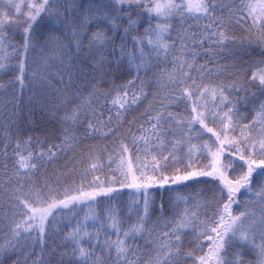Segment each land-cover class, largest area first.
I'll return each instance as SVG.
<instances>
[{"label":"snow or ice","instance_id":"obj_1","mask_svg":"<svg viewBox=\"0 0 264 264\" xmlns=\"http://www.w3.org/2000/svg\"><path fill=\"white\" fill-rule=\"evenodd\" d=\"M7 2L9 5L13 4V0ZM239 4L241 7L236 9L226 6L224 0H88L87 4L82 0H33L27 4L28 11L23 14V20L9 19L7 13L0 14V53L4 52L9 39L5 34L7 26L14 25L22 29L20 46L8 44L13 54H19V75L16 79L21 87L24 86L29 50L35 48L34 29L38 23H43L49 29L44 36V45L51 46L52 55L45 59L46 68L51 66L49 62L53 60H59L63 65L71 49L74 48L76 54L80 53L87 40L88 51L99 54L101 66L105 60L104 53L109 49V54H115L118 50L121 58L126 56L128 63L136 69V79H139L141 69L150 66L153 58L157 61L161 58L166 60L171 55L173 70L162 72L158 82L166 80L161 85L163 88H167L168 84L181 85L179 93L161 98L158 110L144 113L147 120L139 125L141 135L137 136L129 130L132 145L137 149V163L133 165L129 146L121 141L116 153L120 160L111 176L105 175L102 178L96 175L98 170H102V166L98 160L92 159L86 172L93 175L87 182L82 179L79 185L65 187L62 191H53L46 182L45 187L49 189L46 193L34 186L24 192L23 181L30 178V174L37 169V161L53 159L56 155L53 148L61 151L73 148L78 137L73 134L71 127L64 128L61 144L52 145L47 151H40L38 154H33L31 150L27 155L22 154L17 143L13 164L16 187L12 188V177L7 181L12 188L10 198L16 201L11 205V238L0 243V257L16 253L26 244L32 247L44 245L50 226L56 223L57 212L85 204L88 212L65 236V240L71 244L69 255L74 258L73 264H109V261L111 264H188L189 261L191 264H264V214L257 221L253 218L254 213L247 210L233 213V205H238L237 194L241 190H244V194L254 195L257 200L264 201V103L260 104L249 124L241 125L239 109L225 95V86H217L211 89L210 94L214 102L219 99L218 104L214 103V107L219 110L211 112V117L219 120L221 127L219 131L210 127L207 123L209 116L206 106L196 102L209 93V89L207 86L197 85L191 75L193 70L203 72L205 66L197 68L195 60L187 59L184 54L189 47L188 41L192 42L193 47H202L205 41L223 46L229 40L225 18L217 15L218 9L222 10L224 7H227L229 19L234 18L236 23L250 20L253 26L258 25L257 30L264 35V0H239ZM14 7L16 13L20 14L21 5L15 4ZM142 16L148 17V26L141 34L137 25ZM177 18L181 22L193 20L197 26L201 19L209 22L204 25L199 36L196 32L182 30L173 39L171 21ZM153 20L157 22L153 24ZM101 24L108 25L113 36H108L105 29L100 27ZM121 28L123 35L117 46L114 36ZM129 37L132 41L131 50L126 44ZM65 39H69L70 43L65 44ZM256 39L264 43L261 36ZM177 50L180 52L179 56L175 54ZM196 54L195 51L190 53L193 57ZM5 59V56L0 55V70L5 68ZM260 65L252 71L250 79L258 82L264 90V60L260 61ZM187 81H191V84L187 85ZM133 83L134 81H129L130 85ZM143 84L141 81L140 88L131 94L126 89L113 97L112 105L118 106L117 123L123 115L120 110L127 111L131 105L145 97ZM231 87L235 88V85ZM193 89L199 95H195ZM105 95L98 89L95 90L88 98L82 99L70 114L66 113L64 120L70 121L74 126L80 120L81 112L87 109L92 113L93 119L86 120V136L115 135L112 117L109 116L107 121L101 120L91 102L93 96L100 98ZM185 98L192 102L186 117L167 110L172 103L181 102ZM195 125H199V129L194 128ZM257 125L259 130L253 135ZM237 128L240 129L238 135L235 134ZM194 131L198 138L206 132L215 139L209 138L200 145L192 144L191 133ZM176 132L181 133L179 138H176ZM169 136L173 138L168 140ZM30 141L31 138L28 143ZM141 144L145 153L143 160L139 155ZM184 145H187L186 156L181 155ZM5 153L6 148L0 150V155ZM195 153L210 158L209 162L201 165L200 158ZM112 159L109 156V167ZM3 167L6 168L7 165ZM198 176L212 177L214 181H218L212 199L204 204L197 202L194 208L186 206L175 218L166 221V230L158 233L152 240L145 239L144 247L151 249L154 255L149 252L141 253V246L137 244L136 238L142 237L145 232L151 235L155 231L146 227L150 205L154 202L149 190L154 187L163 189L169 184L179 185ZM115 185L133 189L134 195L142 198L140 201H133L138 209L137 221L124 228L119 212L109 208L103 218L106 223L97 227L101 217L92 205L97 202L98 197L111 199L118 191ZM0 188H3L2 183ZM141 203L142 210L139 209ZM202 207L206 209L204 212L200 211ZM209 208L210 213L207 211ZM16 217L19 219H15ZM105 229H110L111 232ZM102 230H105L103 240ZM189 235L192 236L188 241L191 248L185 250L184 241ZM111 236L116 238L112 239ZM245 251H251L255 260H246ZM144 256L148 258L143 259ZM0 264H3L2 260ZM13 264H19V260L13 261ZM33 264H42V261H33Z\"/></svg>","mask_w":264,"mask_h":264},{"label":"trees","instance_id":"obj_2","mask_svg":"<svg viewBox=\"0 0 264 264\" xmlns=\"http://www.w3.org/2000/svg\"><path fill=\"white\" fill-rule=\"evenodd\" d=\"M82 2L87 4L88 0H82ZM224 4L236 9L241 7L239 0H224ZM0 8L4 13V4ZM7 10L8 13L12 12L8 6ZM217 15H223L225 18L229 40L223 46L216 45L212 41H205L202 47L199 45L193 47L192 42L188 41L189 47L185 49L184 54L187 59L195 60L197 68L201 65L205 66L203 72L196 70L191 72L197 85L207 86L209 89V93H206L202 99L196 102L206 106L209 116L208 125L219 129L221 127L219 120H213L211 117L212 111L219 110L214 107V103L218 104L219 99L217 98L215 102L212 100L211 89L221 85L225 86V95H228L229 100L239 109L241 125L249 124L255 117L260 104L264 103V90L261 89L258 82H253L250 79L252 71L261 66L260 61L264 60V43L256 39L258 36L264 39V35L257 30L258 25L253 26L250 20L236 23L234 18L229 19L227 7L222 10L218 9ZM156 22V20L152 21L153 24ZM208 22L207 19H201L199 26H197L193 20L181 22L177 18L171 21V35L175 39L177 32L188 30L189 32H196L199 36L204 25ZM118 23L121 22L118 21ZM123 23L126 25V21ZM190 25L191 27H189ZM147 26L148 17L142 16L137 25L138 32L142 34ZM100 27L105 29L108 36H113L108 25L101 24ZM18 30L19 32H15L14 29H6V35L9 39L6 42L4 52L0 53L6 57L4 60L5 68L0 70V150L6 148V153L0 155V183L3 184V188H0V209H2L0 212V243L11 238L9 232V226L13 223L11 205L15 204L16 201L14 198H10V194L12 188L17 185V178L13 177L14 150L17 143L20 145L22 154L27 155L29 150L33 154H38L40 151H47L52 145H60L64 128L71 127L73 134L78 137V142L73 148L63 151L53 148L52 151L56 153L53 159L45 158L42 162L37 161V169L30 174V178L23 181L24 192L34 186L46 193L49 190L45 187L46 182L53 191H62L65 187L77 186L82 179L87 182L92 179L93 175L91 172H86L92 159L98 160L102 166V170H98L96 175H100L102 178L105 175L111 176L120 160L116 153L119 151L118 146L121 141L128 144L133 165L135 166L137 163L135 160L137 149L132 145V135L129 134V130L137 136L141 135L138 128L147 120L144 113L158 110L161 98L169 94L175 95L180 92L181 88L179 84L175 86L168 84L167 88L162 87L163 89L159 91V87H155L153 83L150 88L154 93L146 90L144 81L148 76L152 75L158 79L162 72L173 70V57L171 55L166 60L161 58L157 61L153 58L150 66L141 69L138 74L139 79H136V69L128 63L126 56L121 58L118 50L115 54H109L111 52L109 49L104 53L105 60L101 66L99 54L88 51L87 40L84 41V48L80 53L76 54L75 49H71L69 55L65 57L63 65L59 63V60H53L49 62L51 66L46 68L45 59L52 55V52L51 46L46 47L44 45V36L49 29L45 28L43 23H38L34 29L35 48L29 50L24 86L21 87L16 79L19 75V54H13L12 49L8 47V44L19 47L22 43V29ZM93 30H95V25H93ZM70 35L69 32L68 36L70 37ZM121 35H123L122 28L114 36L117 46L121 43ZM64 42L69 44L70 40L65 39ZM126 44L131 50L132 41L130 37ZM192 51L197 53L195 57L190 55ZM175 54L179 56L180 52L177 50ZM129 81H134V83L130 85ZM141 81L144 82L145 97L141 98L138 103L131 105L127 111L120 110L123 115L117 123L118 106L112 105L113 97L118 92L122 94L126 89L129 94L137 91ZM190 84L191 81H187V85ZM232 85H235V88H232ZM97 89L106 95L100 98L93 96L91 98L92 105L101 120L107 121L109 116L112 117V126L116 129L115 135L105 137L100 134H93L86 136L84 134L87 127L86 120L93 119L92 113L87 109L81 112L80 120L74 126L70 121L64 120L66 113L70 114L72 109L81 103L82 99L88 98ZM193 91L195 95H199L195 89ZM191 106L192 102L185 98L181 102L172 103L167 110L186 117ZM85 112L87 116H85ZM145 127H147L146 124ZM194 128L199 129V125H195ZM236 132H240V129L237 128ZM179 134L180 132H176V138ZM191 134L194 136L193 139L195 138L201 144L202 141H208L209 138L215 139L206 132H203L199 138L195 137V131ZM29 138H31L30 143H28ZM172 138L169 136L167 139L171 140ZM185 151L187 152V150ZM125 155L128 156L129 154ZM139 155L141 158L145 156L142 144ZM195 155L199 156L200 162L203 161L202 154L195 153ZM109 156L113 157L111 167H109ZM148 158L150 159V157ZM3 165H7V167L5 168ZM10 177H12V188L7 183ZM191 181L193 179L184 181L179 185L169 184L163 189L154 187L149 190L154 202L150 205L146 227L155 229V231L151 235L145 232L142 237L136 238L137 244L141 246V253L149 252L154 255L151 249L144 247L145 239L152 240L158 233L166 230L164 228L167 217L164 196L169 192L164 191L173 188L178 191L182 187H188L187 185ZM115 187L118 191L113 194L111 199L98 197L97 202L92 205L101 217L97 227L101 223H106L103 218L106 217V210L109 208H114L119 212L124 228L137 221L136 211L138 209L133 201H140L142 198L134 195L133 189L120 188L119 185H115ZM245 195L248 196L247 200ZM253 197L255 196L244 194V192L238 193L237 200L239 203L233 205V213L238 214L239 209L248 205ZM142 207L141 203L139 209L142 210ZM207 211L210 213L211 209L209 208ZM87 212L88 206L85 204H78L74 209L58 211L56 223L54 226H50L44 245L32 247L26 244L16 253L0 257V260L3 264H13V261L16 260H19V264H33V261H42V264H73L74 258L69 255L71 244L65 240V236L76 226L77 221L83 220ZM15 219H19V217ZM105 230L111 232L110 229ZM105 230L101 231V240L104 239ZM111 238L115 239L116 237L111 236ZM191 239V235L186 237L184 241L185 250L191 248V244L188 243ZM147 258V256L143 257V259ZM245 259L254 261L255 256L253 253L251 257L245 255ZM188 264H191V261Z\"/></svg>","mask_w":264,"mask_h":264},{"label":"rangeland","instance_id":"obj_3","mask_svg":"<svg viewBox=\"0 0 264 264\" xmlns=\"http://www.w3.org/2000/svg\"><path fill=\"white\" fill-rule=\"evenodd\" d=\"M29 2H33V0H13L12 5L7 4L8 3L7 0H0V7L4 4V9H5L4 13H7L9 19L19 18L23 20L24 18L23 14L28 11L27 4ZM15 4L21 5L20 14L16 13L15 7H14ZM7 6L12 9L11 13H8ZM2 12L3 11L0 8V14H2ZM7 29H14L15 32H19V30L14 25L7 26ZM193 75H195V73H193ZM144 82H145L146 90L150 91L151 93H154V91L150 88L153 85V83L155 84V87L156 86L159 87V91H161L163 89L161 85L166 83V80L158 82L157 78H154L152 75H150L145 79ZM214 129L217 131L220 130V128L217 129L216 127ZM258 130H259V126L257 125L254 128L253 135H256ZM180 134L177 135V138L180 137ZM235 134L238 135L239 132H236ZM202 142L204 143L205 141H202ZM191 143L196 144V145L201 144L195 138L194 139L192 138ZM183 147H184V152L182 153V155L186 156L185 150H187V145H184ZM202 157H203L202 158L203 161L200 162L201 165L209 162L210 158H205L204 155H202ZM141 159L143 160L144 158H141ZM232 159H235V158L232 157ZM237 163H241V162L237 161ZM254 183H255V176H254ZM217 185H218V181H214L212 177L198 176V177H194L193 181L188 183L187 185L188 187H185V188L182 187L178 189V191H175L174 188L169 191L168 190L164 191V192H169L164 196L165 197L164 205H165L166 215H167L166 221H170L172 217L175 218L177 214L183 211L186 206L189 208H194L197 202H199L200 204H204L205 202L210 201L213 197V193ZM241 192H244V190H241ZM178 197H184L185 199H178ZM244 197L247 200L248 196L245 195ZM255 198L256 197L251 198L250 199L251 201H249L248 205L246 206L244 205L245 207L242 206V208L243 207L244 208L243 209L240 208L239 210L240 211L247 210L248 212L254 213L253 218L259 221L261 215L264 214V201H259L257 200V198L256 199ZM205 210L206 209H204L203 207L200 209L201 212H204ZM245 255H248L249 257H251L252 253L250 251H245Z\"/></svg>","mask_w":264,"mask_h":264}]
</instances>
